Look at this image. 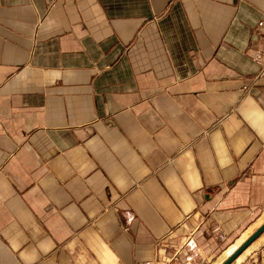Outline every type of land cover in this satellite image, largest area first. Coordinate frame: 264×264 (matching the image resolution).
<instances>
[{
	"label": "crops",
	"instance_id": "obj_1",
	"mask_svg": "<svg viewBox=\"0 0 264 264\" xmlns=\"http://www.w3.org/2000/svg\"><path fill=\"white\" fill-rule=\"evenodd\" d=\"M262 214L264 0H0V264H197Z\"/></svg>",
	"mask_w": 264,
	"mask_h": 264
},
{
	"label": "bare ground",
	"instance_id": "obj_2",
	"mask_svg": "<svg viewBox=\"0 0 264 264\" xmlns=\"http://www.w3.org/2000/svg\"><path fill=\"white\" fill-rule=\"evenodd\" d=\"M264 225V214L257 219L255 223H253L247 230H245L240 237L236 239V241L230 245L218 258V262L220 264H223L227 259L232 257L247 241L250 239V237L260 228ZM264 246V232L254 241L252 244H250L242 254H240L232 264H242L247 257L251 256L260 248Z\"/></svg>",
	"mask_w": 264,
	"mask_h": 264
},
{
	"label": "rangeland",
	"instance_id": "obj_3",
	"mask_svg": "<svg viewBox=\"0 0 264 264\" xmlns=\"http://www.w3.org/2000/svg\"><path fill=\"white\" fill-rule=\"evenodd\" d=\"M169 248H167L166 249V251L165 252H163L162 253V260H164V261H166V262H168L170 259H172L173 257H174V251H175V249L173 248V246L172 245H169L168 246ZM262 248V247H261ZM260 248V249H261ZM220 250V249H219ZM219 250H217L216 252H214L213 254H211V255H208V256H204V257H202V258H200V260L197 262V264H220L219 262H218V258H219V256H220V254L221 253H218V251ZM179 256V255H178ZM178 256L177 257H175V259L171 262V264H173L174 262H175V260H176V258H178ZM250 257V256H249ZM249 257H247V259L249 258ZM246 259V260H247ZM257 259V258H256ZM245 260V261H246ZM244 261V262H245ZM244 262L242 263V264H244Z\"/></svg>",
	"mask_w": 264,
	"mask_h": 264
},
{
	"label": "water",
	"instance_id": "obj_4",
	"mask_svg": "<svg viewBox=\"0 0 264 264\" xmlns=\"http://www.w3.org/2000/svg\"><path fill=\"white\" fill-rule=\"evenodd\" d=\"M264 232V225L260 227L251 237L248 239V241L234 254L232 257L227 259L223 264H232L233 261L240 255L246 248L252 244L262 233Z\"/></svg>",
	"mask_w": 264,
	"mask_h": 264
},
{
	"label": "built area",
	"instance_id": "obj_5",
	"mask_svg": "<svg viewBox=\"0 0 264 264\" xmlns=\"http://www.w3.org/2000/svg\"><path fill=\"white\" fill-rule=\"evenodd\" d=\"M163 252L166 251V247L163 248V250H161ZM163 252H160V255H159V259H157L153 264H171V262L175 259L176 257V254L174 255V257L172 259H170L168 262L162 260V253Z\"/></svg>",
	"mask_w": 264,
	"mask_h": 264
}]
</instances>
